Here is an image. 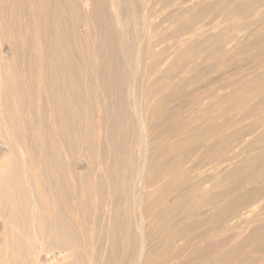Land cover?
Masks as SVG:
<instances>
[{
	"label": "bare ground",
	"instance_id": "1",
	"mask_svg": "<svg viewBox=\"0 0 264 264\" xmlns=\"http://www.w3.org/2000/svg\"><path fill=\"white\" fill-rule=\"evenodd\" d=\"M11 1H15L14 4L12 3L13 6L11 9L14 14H11L17 16L20 13L17 9L21 7L19 5L22 2L24 3V0L22 2L21 0ZM36 1L37 4H33V1H31L34 5H32L34 9V11H32L35 15L36 30L38 31L36 33L37 37H34H36L35 39L38 38V53L41 52L43 55L46 54L45 56L49 58L48 62H50L47 66V72H43L44 66L40 68L44 64L40 62L42 65L39 68L43 71H39L38 74H40V77H38L39 75L33 77V80L36 78V80L39 79V83L41 79L42 82L44 81L45 85L42 87L46 88L47 94H49L47 95V97H49L47 110L50 112L51 118L49 117L50 120H48V122L46 121L47 123H40L41 126L45 124L42 128H37V124L33 123L34 117L32 118V115L35 117L37 116V113L35 112L32 114L33 109L31 107L36 101V98L32 95L36 89L33 93L31 89V98V95L29 96V88L24 85L21 87L19 86L20 84L18 85L16 83L15 78H17V76L15 75H17V73L15 66H13L14 64L11 62L13 53L21 47H19L18 42L21 40V37H23V34L21 35L22 28H18L21 31L18 33V31H16L18 29L15 30L14 28L12 30L14 27H11L12 24H9L8 27H5L4 29L0 27V218L3 220H1L3 222V226H1L3 227L2 232L0 231V264H38V262L41 261L38 252L51 247L59 248L61 252L70 251L72 260L67 264H167L171 261V258H175V254L180 252L178 251L179 246L177 247L179 242L187 244L190 248V246H194L193 244H195V242L199 244V242L204 241L214 233L218 236H223V234H227L232 230L230 228H233V230L236 227L242 229L256 221L263 220L261 218L264 217V69L263 71H260L261 73L255 75L251 79L231 87L229 92H223L224 94L221 93V95L219 93L214 95L209 104L201 110L199 117H197V120H200L201 122L199 124L200 126H193L192 128L189 125V129H192H188L189 131H186L187 128L185 130L182 129L183 132L186 131L187 133L183 134L182 132L183 135L180 136L179 134H176L179 136L176 138L173 129L170 132L171 134L169 133L170 130L162 129L165 128L163 126L160 127L161 130L159 131L156 129L158 127L156 122L161 115L160 110H163L161 109L164 104L163 102H165L163 99L164 93L162 94L159 89L141 88L136 80H133V83L130 84L131 86L127 85V88L124 89V85H126L125 78L128 77V75L123 78L122 76L125 75L121 73L119 78L117 71H120L122 68L117 70V67L122 65L121 59L125 60V54L129 48L125 49V54L123 53L124 57H122L123 54H120L122 53V50H118L120 49V45L116 43V41H118V35L116 36L118 32H114L115 34H113L111 31L112 28L110 29L112 26L109 27V23H111L112 20L110 21L111 18L109 19L108 17H113L115 14L109 10L110 13L113 14L111 15L108 12L111 16H104L108 18V20L102 17V13L104 14L105 11L102 13L100 12L101 15L99 16L96 14L95 11L99 10L97 7L99 4L101 5L104 2L106 6L108 5L105 0H101L102 3H99L98 5V0H95L94 4L97 6H92L90 4L93 3L94 0H67L69 10L72 13V15L69 13L70 17L72 16L71 18H73L74 16L70 27L72 26L71 28L74 30L75 34L70 31V34H72L71 37L73 38L74 34L75 37L79 38L76 36L77 33L80 38H82V40H80L82 42L89 36H93L91 37V40H93L92 38L94 37L96 39V47L92 42L96 51L91 49L88 63L82 62L80 72H78L79 74L76 71L74 72L71 68L74 60L72 57L74 53L69 51L70 49L73 50L72 48L68 49V44L70 45L71 43L67 42L66 44L65 41V32L68 27L64 29L66 26L65 24H59L61 23L59 19V22L57 20V23L55 20V23L54 21H51L53 24L48 22V24H46L45 22L42 28L40 25L41 21L44 19L48 18V21L51 19L53 20V15H56L53 14L55 13L53 9L56 10V13L60 11L59 5L61 0L51 1L55 4V8H51L53 14L51 15L50 13V16L53 17H50L51 19L48 17L49 13L46 14L47 6L45 4H48V0ZM110 1L111 0L108 2ZM125 1L126 0H124V3ZM225 1L226 0L222 2L224 5L220 6L222 12H227L223 14L224 16L227 14L228 16L232 15L233 17H240L242 11H245L244 9L246 7L243 6V8H241V5H244V3H241L245 0H237V3H233L234 5L232 6L228 5L232 4L231 0H227L229 2L226 1L228 4ZM238 1H241V3L239 4ZM218 2L219 0L212 3H216L217 5ZM245 2H247L245 3L247 8L252 7L253 9H257L260 6L263 7L264 5V0H250L249 2L247 0ZM126 3L129 4V1ZM169 3L172 4V2ZM88 4H90L92 8H88ZM17 5L18 8L15 7ZM190 5L191 4H189V7L192 6ZM207 5L208 4L202 5V7H207ZM210 5H208L207 8L210 9ZM106 6L103 7V10H108V6ZM122 6H124V4ZM137 6L138 5H136V7L133 6L132 11L136 10L135 8L138 9ZM168 6L165 7L167 8ZM81 7L86 9L85 11L83 10V13L81 12L82 10H80ZM115 7V9H117L116 4ZM197 7H200L199 9H201V6L197 5ZM188 8L185 9L188 11ZM191 8L193 9V6ZM205 8H202V10ZM220 8L215 9V11H220ZM115 9H113V11H115ZM61 10L65 9L61 8ZM121 10L122 8H120L119 14H121ZM193 10L195 11V9ZM152 11L154 10H151V12ZM175 11L173 10L168 13L170 25L177 23L178 19L176 18L178 14L176 13L178 12L175 13ZM60 12L62 13V11ZM134 12L137 14L139 11ZM149 12L150 10L148 13ZM261 12H264V10ZM261 12V16L258 17V20L262 21L263 24L264 14H261ZM100 13L98 12V14ZM123 13L125 14V12ZM190 13L189 16H191ZM195 14L196 13H194V16ZM200 14L198 13V15L203 17V13ZM182 15H185L184 12H182ZM205 15H207V13H205ZM120 16L121 15H119V17ZM185 16L188 15L186 14ZM194 16L192 15L193 18L196 17ZM216 16L219 15L217 14ZM65 17L61 19L58 16L56 19L60 18L61 21H64ZM214 17L212 16L210 18L214 19ZM15 18L17 19V17ZM114 18L117 20L115 16ZM123 18H125V16ZM164 18L165 17H163V19ZM225 18H227V16ZM67 19L66 22L68 24L70 21H67ZM196 19L197 17L193 22L196 21ZM185 20L188 19H184L183 21L185 22ZM225 20L227 21V19ZM238 20L241 19L238 18ZM238 20H236L237 24L234 23V20V22L231 21L232 24L234 23V26L231 27L232 24L230 23V27L233 29H245V24L242 23L244 19L241 20V22ZM246 20L248 21L247 18ZM250 20L254 23V19L252 20L251 18ZM16 21L19 23L18 20ZM161 21L163 20L161 19ZM181 21L180 23H182ZM155 23L151 27L156 28ZM187 23L188 22H186V24ZM49 24L50 26H48ZM225 24L228 23L226 22ZM15 25L18 26V24ZM123 25L120 24V26ZM227 26H229V24ZM19 27H21L20 23ZM224 27L226 26L223 25V29ZM165 28L167 29V27ZM188 29L190 28H186L187 31ZM233 29H231V31ZM50 30L53 35L49 37L53 36L54 40L51 42L52 46H49L51 48L45 50L44 45L46 39L44 40V37L48 35V32L50 33ZM191 30H189L188 33H190ZM228 30L230 29H227L226 32H228ZM118 31H121V28L120 30L118 29ZM235 31L236 30L232 32ZM218 32L221 31L219 30ZM226 32L224 31L222 35ZM121 33L119 34L122 35ZM186 33L187 32H185V34ZM213 34H215V32ZM113 35L116 36L117 40ZM138 35L137 37L139 38ZM204 35L206 36L205 33ZM224 37L228 36L225 35ZM100 38H102L105 43L103 41L100 43L101 40H99L98 43V39ZM232 38L230 39L232 40ZM148 39L146 40L147 42ZM159 39L161 40L162 37ZM218 39L220 40V38ZM218 39L216 38L217 41H219ZM213 40L215 42V38ZM226 40H228V38ZM234 40L232 41L234 42ZM244 40L247 39H243L242 41L244 42ZM77 41L79 43L78 39ZM155 41L156 40H154V45H156ZM210 42L214 44V42ZM243 42H241V44ZM115 44L118 45V49L115 47ZM147 44L151 46L150 42ZM199 44L202 43L200 42ZM233 44L234 43H232V46L235 45ZM86 45L88 48L89 44L86 43ZM245 45L244 42V46ZM225 46H227V44ZM229 46L227 47L229 48ZM84 47L83 43V46L81 45V49L79 50L83 52L87 51L88 49L86 50ZM193 47L194 46H192V48ZM202 47L200 48L202 49ZM220 48L222 49V47ZM234 48H237V40ZM213 49H215V47ZM151 50L152 48L150 51ZM172 50L168 51L169 53L167 54V60L165 62V64L167 63L171 66H176L179 62H183L187 55H191L187 48L185 51H182L178 57L172 52ZM228 50L227 52H224L228 53ZM131 52L129 51V55L132 54ZM149 53L150 52L148 51V55ZM151 53L155 52L152 50ZM22 55L20 56L22 57ZM223 55L226 57V54L223 53ZM154 57L155 54H151V57L148 60L149 62H145L147 63L146 70L152 73V70H154L157 65L156 61L152 59ZM197 57L198 56L196 55V58ZM84 58L86 57L84 56ZM127 59L128 58H126V60ZM161 59L162 57L159 58L157 62H160ZM199 59H204V57ZM133 60H135L134 57ZM200 61L201 60H199V62ZM63 62L69 63L70 67L64 69ZM208 62L210 63V61ZM218 62L219 61H217V63ZM23 63L24 62H22V64ZM36 64L38 66L37 62ZM84 67L89 71L90 81H96L97 86L95 87H97L100 92L102 91V94H99L100 96L98 95L100 97L99 107L97 105L98 99L95 101L96 98L99 97L94 93V90L90 92V95L91 93H93V95L96 94V98L93 102H97L95 106L97 105L96 108L98 110H95L96 108L94 109L95 114L94 111L91 113L87 106L88 104H90L89 106L91 107L94 105L92 100L95 96L92 97V100L91 97H89L90 99L87 101L88 104H86L85 102L87 99L83 97L84 90L86 89H83L82 94L80 81L82 79ZM134 67L136 68V65H134ZM35 68L36 66H31L32 74L38 72ZM125 68L128 69L127 67ZM122 72L124 71L122 70ZM126 72L127 70L125 73ZM137 72L135 73L138 74ZM147 73L146 75L151 74ZM136 74L135 76H137ZM78 75H80V78ZM160 76L161 75H159V77ZM163 78L164 77H162V79ZM158 79L160 78L157 77V80ZM140 82L142 83V81ZM224 82L225 80L223 83ZM33 83L37 84V81H34ZM180 83L181 85L184 84L183 82ZM127 84L129 83L127 82ZM142 84L144 85V83ZM176 85L175 87L178 86ZM86 86L87 85H85V87ZM36 88L40 89L41 87L36 86ZM111 88H115L116 92L113 91L114 89L111 90ZM41 89L39 93L37 91L38 94L36 97H38V100H41L39 97L40 95L42 97L41 93L45 90L41 91ZM109 89L114 92L112 96L108 95V93L111 94ZM173 89L175 88L173 87ZM107 90L109 91L107 92ZM99 91L97 93H99ZM26 95L30 99H35L33 104L30 103L32 100L29 99L30 102L28 103L30 108L24 107L25 105H28L25 104L27 103L25 101L27 98ZM126 98L132 100L130 102L133 104V106L131 105V108L128 107L129 101ZM37 103L39 104L40 102ZM38 104L35 103L34 105L39 107L41 103L39 106ZM44 106L45 105H43V107ZM34 107L36 108V106ZM43 107H41V109ZM45 110L46 109L43 111ZM43 119L46 118L42 117V120ZM187 122L189 123V121ZM188 123H184L185 125L183 128ZM35 125L37 130L34 128ZM83 126L85 129L84 135L81 134ZM155 126L157 127L155 128ZM186 127H188V125ZM174 129L176 128L174 127ZM173 138L174 140H172ZM140 144H143L142 149L140 148ZM35 145H39L41 152H45V156L42 160L38 159L39 157L35 159L36 155L39 153L36 151ZM137 146H139L138 153L136 151L135 153L132 149H136ZM110 149L113 150L112 154L115 153L113 157L108 156V154L106 155L107 150V153H109V155L111 154L112 150L109 152ZM114 150L116 151L114 152ZM124 150L126 152L129 151L128 155L125 154L127 155L125 158L121 156ZM99 152L102 154L100 155ZM131 152L133 154H131ZM41 154L43 155V153ZM110 168H114L115 172L108 175L106 186H104L105 184L100 181L99 177H97V172L100 169ZM38 172H43L41 180L39 179L40 175L38 177ZM245 184H247V187H249L248 184H251L250 188L244 190L243 188H245ZM240 187H243L241 191H244L238 192ZM136 188H138L139 191H137L139 196H136L138 198L134 197V195L137 194ZM106 194L108 195V199L103 200ZM86 195L90 196L89 203L82 202L81 200L80 202L78 201L79 196L85 197ZM186 211L189 213V218H196V220L190 221L189 227L185 226V219L187 217V215H185ZM101 212L108 214L106 225L99 223ZM73 216L78 218L80 222L78 226H75L68 221V219ZM228 224H231L232 226L230 228H225ZM96 228H98V233L95 234L96 240L87 239V234ZM79 235H81L82 238L79 237ZM91 235L93 236L94 234L91 233ZM245 243L246 242H244V244ZM196 245L197 244H195V246ZM240 248H242L241 245L237 246L236 244L234 247H229L223 250L221 249L220 252H217V254L213 256L212 260L204 261L200 264H229V262H232L235 255L241 251ZM56 262L57 261H53L50 264H57Z\"/></svg>",
	"mask_w": 264,
	"mask_h": 264
},
{
	"label": "rangeland",
	"instance_id": "2",
	"mask_svg": "<svg viewBox=\"0 0 264 264\" xmlns=\"http://www.w3.org/2000/svg\"><path fill=\"white\" fill-rule=\"evenodd\" d=\"M23 0H21V2H22ZM31 1H33V4H37L34 0H24V3L22 2L19 6H21V7H19L18 8V5L17 6H15V7H17L18 9L17 10H19L20 11V13L17 15V16H13V10L11 11V9H12V6H13V4L15 3V1H9V0H0V27H2V29H4L5 27H8V25L9 24H12L11 25V27H13L12 28V30L15 28V30L16 29H21V31L18 29V30H16V31H18V33L19 32H21V35L23 34V37H21V40L18 42V45H19V47L20 48H18L17 49V51H15V53H13V57L11 58L12 59V63L14 64L13 66H15V69H16V73H17V75H15V76H17V78H15V81H16V83L19 85V86H26L27 88H29V91H30V94H29V96L33 93V91H34V94H32L33 95V97L34 98H36V101H35V99L33 98V99H30L27 95H26V97L28 98H26L25 99V101L27 102V103H25V101H24V103L25 104H28L27 106L25 105L24 107H26V108H28L30 105H29V103L28 102H30L29 101V99L30 100H32L30 103L31 104H33L34 103V101H35V103L36 104H38L37 102H40L39 104H40V106H39V104H38V106L39 107H37V105H32L31 107H32V109L34 110H32V114H33V112H35V113H37V116L35 117V116H33L32 115V118L35 120V118H36V120H35V122H34V120H33V123L34 124H37V128H42L43 126H45V124L44 125H42L41 126V124H43L44 122L45 123H47L48 122V120H50L49 119V117L51 118V115H50V112L47 110V106H48V98L49 97H47V95H49V94H47V91H46V88H44V87H42V86H44L45 84H44V81L42 82V79H41V81H40V83L38 82V80H33V77H37V75H39L38 77H40V74H38L39 73V71H41L40 70V68H42L43 66L45 67H43V72H47V66H48V64L50 63V62H48V57L47 56H45V55H43L41 52H39L38 53V45H39V43H38V38L37 39H35L37 36H36V33L38 32L36 29H37V27H36V24H35V18H34V9H33V4H32V2ZM38 1H40V0H38ZM52 0H48V4H45L47 7H46V10H47V12H46V14H48L49 16V19H51V18H53V17H51L50 16V13H51V15H53V14H56V15H53L54 16V18H53V20L51 19V20H49L48 21V18L47 19H44V20H42L41 21V28L44 26V24H45V22H46V24H48V23H50V24H53V23H51V21H56V23H57V20L59 19L60 20V22L61 23H59V24H65V28L64 29H66L67 27V29H66V32H65V41H66V44H67V42L68 43H71L70 45L68 44V49H70V48H72L73 50H69L71 53H74L73 54V64L71 65V68L74 70V72L76 71L77 73L78 72H80V66L82 65V62L84 63V62H86V63H88V60H89V58L88 57H90V54H91V49H94L95 47H96V39H95V37L94 38H92L93 40H91V37H93V36H89L88 38H84L85 39V41H80V40H82V38H80V36H79V34H77L76 33V36H78L79 38H77V37H75V32H74V30H72V26L70 27V25H71V23L73 22V18H74V16H73V18H71L70 17V14L72 15V13L70 12V10H69V5H68V1L67 0H61L60 1V8H59V10L60 11H62V13L60 12H58V13H56V10L55 9H53V8H55V4H54V2H51ZM55 1V0H54ZM66 1V2H65ZM107 3H108V7L104 4V2H103V4H99V3H102L101 2V0L99 1L98 0V2H97V5L96 4H94L95 3V0H94V2L93 3H90L92 6L93 5H96L97 7H98V11H95L96 12V14L99 16V15H101V13L102 12H104V14L102 13V17L104 18V19H106V20H108V18L110 19V21L112 20V22L111 23H109V27L110 26H112V27H110V29H111V31H112V33L113 34H115L114 32H118V34H116V36L118 35V41H116V43H118V45H120L119 46V48L120 49H118V45H116L115 44V47L119 50V51H121L122 50V53H120V54H125V49H128L129 48V50H127L126 51V57H125V60H123V59H121V63H122V65H123V67H122V65H120L119 67H117V70L118 69H121L120 71H117V75H119V78H120V76H121V73L123 74V75H125V76H122L123 78H125L127 75H128V77H126V78H128V79H126L125 78V84L126 85H124V89H126L127 88V85H129V86H131L130 84L131 83H133V80H136L137 82H138V84H139V86H141V88L142 87H144V88H147V89H150V88H153V89H159V91H161L162 92V94H163V99H164V101L166 102H163L164 104L162 105V107H161V109H163V110H160V114L162 115H160L159 116V118L157 119V122H156V124L158 125V127L157 126H155V128L159 131V130H161V128L160 127H165V128H162V129H167V130H170L169 131V133L171 132V130L173 129L174 130V135H175V137L177 138V137H179L180 135H183V134H186L187 132L186 131H189V130H191L192 128H193V126L195 127H197V126H200L199 124L201 123L200 122V120H197V117H199V115H200V113H201V110L203 109V108H205L208 104H209V102L212 100V98L214 97V95H217L218 93L221 95V93H227V92H229L230 90H231V87H233V86H236V85H238L239 83H243V82H245V81H247V80H249V79H251L252 77H254L255 75H257V74H259V73H261L260 71L262 70L263 71V69H264V26H263V24H262V21H259L258 20V17H260L261 15H260V12L261 11H263L264 10V5H263V7L262 6H260L259 8H257V9H253L252 7H250V8H247V6H245L246 4L245 3H247V2H245V1H247V0H243L244 2H242L241 3V1H238V3L240 4H243L244 3V5H241V8H243V6L244 7H246L244 10L245 11H242V15H245V16H242V15H240V17L239 16H235V17H233L232 15H223V14H225V13H227L226 11H225V13L224 12H222V10H221V8H220V6L221 5H224L222 2L224 1H221V0H219V2L217 3V5H216V3L215 4H213L214 3V1H218V0H213V1H211V0H208V2H207V0H199V2H198V0H179V2H178V0H132V3H131V0H126L125 1V3H124V0H111L110 2H108L109 0H105ZM118 1V2H117ZM129 1V4H127L126 2H128ZM154 1H156V2H154ZM166 1V2H165ZM175 1V2H174ZM176 1H177V3H176ZM211 1V2H210ZM227 1V0H226ZM225 1V2H226ZM230 1V0H229ZM229 1H227V2H229ZM237 0H231V2H232V4H228L227 2V4L228 5H234L235 4V2H236ZM250 0H248V2H249ZM35 2V3H34ZM59 2V1H58ZM62 2V3H61ZM111 2H112V4H111ZM120 2V3H119ZM134 2H136V3H134ZM169 2H172V4L171 3H169ZM198 2V3H197ZM205 2V3H204ZM209 2H210V4H209ZM224 2V3H225ZM230 2V3H231ZM13 3V4H12ZM66 3H67V5H66ZM122 3V4H121ZM166 3V4H165ZM191 4L192 6H193V9H195V11L191 8V7H189V4ZM192 3H194L195 4V6H196V8H195V6H194V4H192ZM220 3V4H219ZM226 3H225V5H226ZM234 3V4H233ZM237 3V2H236ZM5 4V5H4ZM63 4V5H62ZM90 4H88L87 6H89L88 8H92V6L90 5ZM115 4L117 5V9H115L116 7H115ZM119 4H120V6H119ZM124 4V6H122ZM138 5L137 7H138V9L137 8H135L136 7V5ZM152 4V5H151ZM154 4V5H153ZM165 4V5H164ZM178 4V5H177ZM198 6H201V9H199L200 7H197V5ZM206 4H208V5H210L209 7H210V9L209 8H207L208 7V5H207V7L205 8V7H202V5H206ZM259 4V3H258ZM8 5H10V6H8ZM33 5V6H32ZM104 5V6H103ZM111 5H112V8L113 9H115V11H113V9L111 8ZM127 5V6H126ZM130 5H132V6H129ZM169 5V6H168ZM175 5V6H174ZM213 5H215V6H213ZM64 6H68L67 8L66 7H63ZM95 6V7H96ZM107 7L108 8V10H103V7ZM110 6V7H109ZM122 6V7H121ZM128 7V8H126V7ZM133 6H135L134 8L136 9V10H133L132 11V9H133ZM162 6H164V7H162ZM165 6H168L167 8L165 7ZM178 8H177V7ZM185 6H187V7H185ZM97 7H96V9H97ZM150 7H152V8H150ZM189 7V8H188ZM214 9H213V8ZM51 8L53 9V11L55 12V13H53L52 14V10H51ZM61 8L62 9H65V10H61ZM100 8H102V9H100ZM106 8V9H107ZM109 8H111V9H109ZM120 8H122V10H121V14H119L120 13ZM123 8H124V10H123ZM174 8V9H173ZM177 8V9H176ZM188 8L189 10L188 11H190V12H192V13H190V12H188L186 9ZM191 8V9H190ZM202 8H205V9H203L202 10ZM212 8V9H211ZM220 8V11H218V10H216V11H218V12H216L215 11V9H219ZM3 9V10H2ZM21 9V10H20ZM25 9V10H24ZM127 9V10H126ZM142 9V10H141ZM158 10V12H157V10ZM171 9H173L174 11H175V13L176 12H178V13H176V14H178L177 15V18L176 19H178L177 20V23L176 24H173V25H170L169 23V21H170V19L168 18V13H170L171 11H173V10H171ZM181 11H180V10ZM199 9V10H198ZM33 10V11H32ZM68 10V11H67ZM80 10H82L81 12L83 13L86 9H84L83 7H81L80 8ZM84 10V11H83ZM102 10V11H101ZM111 12H113L115 15H113V17L111 16L113 13H110V11ZM131 10V11H130ZM150 10V12L148 13V11ZM151 10H154V11H152L151 12ZM169 10V11H168ZM171 10V11H170ZM186 12H185V11ZM204 11V12H202V11ZM206 10H208V11H206ZM210 10V11H209ZM213 10V11H212ZM248 12H251V10H252V12L251 13H248ZM18 11V12H19ZM134 11H139V12H137V14H136V12H134ZM256 11V12H255ZM10 12V13H9ZM17 12V11H16ZM67 12V13H66ZM80 12V13H81ZM98 12L100 13V14H98ZM111 14V15H109V13ZM123 12H125V14L123 13ZM134 12V13H133ZM181 12V13H180ZM182 12H184V14L186 15H188V16H185V15H182ZM211 12H213V13H211ZM243 12H244V14H243ZM247 12V13H246ZM11 13H13V14H11ZM65 13V14H64ZM70 13V14H69ZM106 13V14H105ZM151 13V14H150ZM153 13V14H152ZM180 13V14H179ZM189 13L191 14V16H189ZM194 13H196L195 14V16L197 17V19H196V21H194L193 22V20L196 18L195 16H194ZM198 13L200 14V13H203L202 15H203V17H201L200 15H198ZM205 13H207V15H205ZM210 13V14H209ZM221 13H222V15H221ZM17 14V13H16ZM22 14V15H21ZM59 14V15H58ZM61 14V15H60ZM62 14H64V15H62ZM108 14V15H107ZM150 14V15H149ZM157 14V15H156ZM213 14V15H212ZM219 15V16H216V15ZM261 14H264V12H261ZM61 18V19H63V17H65L64 18V21L62 20L61 21V19L60 18H57L56 19V17H58V16ZM96 15V16H97ZM106 15V17L107 16H111V17H108V18H106V17H104ZM119 15H121L120 17H119ZM125 16V18H123L124 16ZM152 15V16H151ZM192 15L195 17V18H193L192 17ZM214 15H215V17H214ZM248 15V16H247ZM250 15V16H249ZM11 16V17H10ZM62 16V17H61ZM97 16V17H98ZM114 16L116 17V19L117 20H115V18H114ZM136 16V17H135ZM214 17V19L212 18H210V17ZM223 16V17H222ZM227 16V18H225ZM230 16H232V17H230ZM247 16V17H246ZM4 17V18H3ZM15 17H17V19L15 18ZM51 17V18H50ZM70 17V18H69ZM93 17V16H92ZM154 17V18H153ZM163 17H165L164 19H163ZM188 19V20H185V22L183 21L184 19ZM186 17H189V18H186ZM199 17H201V18H199ZM207 17V18H206ZM222 17V18H221ZM228 17H229V20H228ZM242 17V18H241ZM248 19V21L246 20V18ZM11 18V19H10ZM23 20H21V19ZM67 18H69V19H67ZM168 18V20L166 21V19ZM191 18V19H190ZM202 18H203V20H202ZM204 18H205V20H204ZM209 18V19H208ZM217 18V19H216ZM220 18V19H219ZM227 19V21L225 20V19ZM238 18L239 19H241V20H243L244 19V21H242V23H244L245 24V26H244V28L246 29H233V28H231V27H233L234 26V23H236L237 24V21L236 20H238ZM252 18V20L254 19V23H252L251 22V19ZM66 19H67V21H70L68 24H67V22H66ZM71 19V20H70ZM121 19V20H120ZM150 19V20H149ZM151 19H153V20H151ZM161 19L165 22H163V21H161ZM224 19V20H223ZM232 19V20H231ZM16 20H18L19 21V23H20V26L21 27H19V23L16 21ZM22 21V24H21V21ZM25 20V21H24ZM59 20H58V22H59ZM96 20V19H95ZM155 20H158V21H155ZM182 20V21H181ZM190 20H192V21H190ZM214 20H216V21H214ZM235 22H234V21ZM241 20H238V21H240L241 22ZM250 20V21H249ZM257 20V21H256ZM55 21H54V23H55ZM117 21H119V22H117ZM123 23H122V22ZM180 21L182 22V23H180ZM198 21V22H197ZM204 21V22H203ZM213 21V22H212ZM220 21H221V23H220ZM226 23H228L229 24V26H227L228 24H225L224 22ZM234 22L233 24H232V22ZM246 21H247V23H246ZM256 21V22H255ZM14 22H15V24H18V26H16L15 24H14ZM44 22V23H43ZM48 22V23H47ZM63 22V23H62ZM109 22V21H108ZM155 22H157V23H155ZM162 22V23H161ZM186 22H188L187 24H186ZM189 22H191V23H189ZM196 22V23H195ZM212 22V23H211ZM2 23H4V24H2ZM112 23H113V25H112ZM117 23H118V27H117ZM154 23L156 24V28L155 29H157V30H155L153 27H151V26H153L154 25ZM168 23V24H167ZM195 23V24H194ZM232 25H231V24ZM251 23V24H250ZM50 24L48 25V26H50ZM67 24V25H66ZM120 24L121 25H123V26H120ZM191 24H192V26H191ZM193 24H194V26H193ZM202 26H201V25ZM219 24V25H218ZM235 24V25H236ZM260 24H262V25H260ZM35 25V26H34ZM69 25V26H68ZM146 25V26H145ZM150 25V26H149ZM178 25V26H177ZM223 25L224 26H226V27H224V29H223ZM230 25H231V27H230ZM23 26V27H22ZM52 26V25H51ZM173 26V27H172ZM219 26H221V27H219ZM140 27V28H139ZM147 27V28H146ZM165 27H167V29L165 28ZM204 27V28H203ZM206 27V28H205ZM209 27V28H208ZM227 27H229V28H227ZM113 28H114V30H113ZM120 28H121V31H118V29L120 30ZM124 28V29H123ZM153 28V29H152ZM174 28V29H173ZM186 28H190V29H188V31L186 30ZM193 28H195V29H193ZM210 28H211V30H210ZM221 28H222V30H221ZM122 29H123V31L125 32H123L122 31ZM138 29V30H137ZM166 29V30H165ZM173 29V30H172ZM192 29V30H191ZM203 29H204V31H203ZM209 29V30H208ZM217 29H219L221 32H218L219 30H217ZM227 29H230V30H228V32L230 33H228V32H226L227 31ZM231 29H233L232 31H234V30H236L235 32H237V33H235V32H232L231 31ZM28 30V31H27ZM69 30V31H68ZM128 30V31H127ZM170 30V31H169ZM189 30H191L190 31V33H188L189 32ZM194 30V31H193ZM206 30V31H205ZM213 30V31H212ZM226 32V33H224L223 35H222V33L224 32V31ZM239 30V31H238ZM70 31H72L74 34H73V38L71 37V35L72 34H70L71 32ZM110 31V32H111ZM161 31V32H160ZM209 31H211V32H209ZM223 31V32H222ZM241 31V32H240ZM245 31H246V33H245ZM248 31H249V33H248ZM260 31V32H259ZM262 31V32H261ZM67 32H69V33H67ZM122 32V33H121ZM167 32V33H166ZM173 32V33H172ZM185 32H187L186 34H185ZM215 32V34H213ZM232 32V33H231ZM240 32V33H239ZM243 32V33H242ZM119 33H121L122 35H120ZM171 33V34H170ZM204 33L206 34V36L204 35ZM214 35H212V34ZM217 33V34H216ZM219 33V34H218ZM228 33V34H227ZM245 33V34H244ZM260 33V34H259ZM263 33V34H262ZM67 34V35H66ZM139 34V35H138ZM154 34H156V35H154ZM169 34V35H168ZM172 34H173V36H172ZM180 34V35H179ZM221 34V35H220ZM237 36H236V35ZM239 34V35H238ZM242 34V35H241ZM51 35H53V33L51 32V30H50V33L48 32V35L47 36H45L44 37V40H45V45H44V48H45V50L47 49V48H51V47H49V46H52L51 45V42H52V40H54V37L52 38V37H49V36H51ZM70 35V36H69ZM137 35L139 36V38L137 37ZM153 35V36H152ZM182 35V36H181ZM209 35V36H208ZM217 37H216V36ZM228 36V37H224V36ZM233 35H234V37H233ZM247 35V36H246ZM34 36H36V37H34ZM68 36H69V38H68ZM114 36V38L117 40V38H116V36L115 35H113ZM120 36H122V37H120ZM152 36V37H151ZM155 36V37H154ZM167 36V37H166ZM175 36V37H174ZM194 38H193V37ZM203 36H205V37H203ZM224 38H223V37ZM231 36V37H230ZM235 36H236V39H235ZM239 36V37H238ZM246 38H245V37ZM71 37V38H70ZM150 37V38H149ZM158 37V38H157ZM162 37V39L160 40L159 38H161ZM166 37V38H165ZM179 37V38H178ZM182 37V38H181ZM213 37V38H212ZM235 39H233V38ZM23 38V39H22ZM69 40H68V39ZM79 40V43H78V41H77V39ZM120 38H121V40H120ZM149 38V39H148ZM165 38V39H164ZM191 38V39H190ZM215 38V42H216V44H215V42H214V39ZM216 38L218 39V38H220V40L219 41H217L216 40ZM221 38H222V41H221ZM228 38V40L230 39V38H232V40H234V42L230 39L229 40V43H228V40H226ZM238 38H239V40H238ZM35 39V40H34ZM73 39V40H72ZM95 39V40H94ZM122 39H123V41H122ZM125 39V40H124ZM132 39V40H131ZM148 39V42L146 41ZM152 39V40H151ZM160 41H159V40ZM185 39H188V40H185ZM200 39V40H199ZM241 39V40H240ZM243 39H247V40H244V42H245V46H244V42L242 41ZM249 39V40H248ZM72 40V41H71ZM99 40H101V42L100 43H102V38H100V39H98V43H99ZM154 40H156L155 41V43H156V45H154ZM178 40H179V42H178ZM226 42H225V41ZM236 40H237V48H234L235 46H236ZM257 40V41H256ZM88 41V42H87ZM192 41H193V43H192ZM207 41V42H206ZM210 41H212V42H214V44H212ZM260 41H261V43H260ZM73 42V43H72ZM92 42H93V45L95 46H93L92 45ZM104 43H105V41H103ZM120 42V43H119ZM136 42V43H135ZM150 42V45L152 46H149L147 43H149ZM153 43V45L156 47H154L153 45H152V43ZM172 42V43H171ZM202 43V44H199V43ZM205 44H204V43ZM225 42V43H224ZM239 42H240V44H239ZM241 42H243L242 44H241ZM33 43H34V45H33ZM49 43V44H48ZM83 43H84V49H88L87 51H85V52H83V51H81V50H79V49H81L80 47H81V45L83 46ZM86 43L87 44H89L88 45V48H87V45H86ZM124 43V44H123ZM142 43V44H141ZM177 43V44H176ZM208 43V44H207ZM211 43V44H210ZM231 43V44H230ZM232 43H234L233 45L234 46H232ZM53 44V43H52ZM81 44V45H80ZM90 44H91V46L93 47H91L90 46ZM123 44V45H122ZM129 44H130V46H129ZM168 44V45H167ZM192 44V45H191ZM227 44V46H229V48L227 47V46H225ZM229 44V45H228ZM47 45V46H46ZM137 45V46H136ZM140 45V46H139ZM143 45H145V46H143ZM146 45H148V46H146ZM199 45V46H198ZM205 45H206V47H205ZM208 45V46H207ZM212 45V46H211ZM217 45V46H216ZM257 45V46H256ZM27 48H25V47ZM77 46V47H76ZM80 46V47H79ZM185 46V47H184ZM192 46H194L193 48H192ZM198 48H197V47ZM203 46V47H202ZM222 47V49L220 48V47ZM89 47H91V48H89ZM125 47H127V48H125ZM148 47V48H147ZM150 47V48H149ZM154 47V48H153ZM200 47H202V49L200 48ZM210 47V48H209ZM215 47V49H213ZM219 47V48H218ZM230 47H231V49H230ZM233 47V48H232ZM239 47V48H238ZM24 48V49H23ZM76 48V49H75ZM123 48V49H122ZM152 48V50H153V52H155V53H151V51H150V49ZM159 48V49H158ZM186 48L188 49V51L190 52V54L191 55H187L185 58H184V61L183 62H179V64H177L176 66H171V65H169V64H165V62H166V60H167V54L169 53L168 51H171L172 49V52L173 53H175L176 54V56L178 57V55L182 52V51H185L186 50ZM206 48V49H205ZM230 50H228V49ZM263 48V49H262ZM90 49V50H89ZM148 49V50H147ZM184 49V50H183ZM195 49V50H194ZM197 49V50H196ZM200 49V50H199ZM206 51H205V50ZM208 49V50H207ZM219 49V50H218ZM221 49V50H220ZM235 49V50H234ZM237 49V50H236ZM76 50H78V51H76ZM95 51H96V49H94ZM142 50V51H141ZM211 50V51H210ZM214 50V51H213ZM227 50H228V53H225V52H227ZM24 51V52H23ZM90 51V52H89ZM129 51L132 53H130L131 55H129ZM147 51V52H146ZM148 51L151 53V54H155V57L154 58H152V59H154V61H156V63H157V65H156V68H154V70H152L153 71V73L152 72H149L148 70H146L147 68H146V64L147 63H145L146 61H148L149 59H150V57H151V54L149 53V55H148ZM199 51V52H198ZM209 51H210V53H212V54H210L209 53ZM217 51V52H216ZM220 51H222V52H220ZM225 51V52H224ZM232 51V52H231ZM23 52V53H22ZM26 52V53H25ZM28 52V53H27ZM139 52V53H138ZM142 52H143V54H142ZM195 52H196V54H195ZM203 52V53H202ZM219 52V53H218ZM242 52V53H241ZM83 53H85V54H82ZM146 53H147V55H146ZM192 53H194V54H192ZM206 53V54H205ZM221 53V54H220ZM223 53L224 54H226V57H225V55H223ZM22 54H24V55H22ZM124 54L122 55V57H124ZM129 55V57H128V55ZM174 54V55H175ZM202 55V54H204V55H202V56H200V55ZM20 55H22V57L20 56ZM30 55V56H29ZM34 55V56H33ZM37 55V56H36ZM42 55V56H41ZM138 55V56H137ZM196 55L198 56L197 58H196ZM209 55V56H208ZM218 55V56H217ZM256 55H258V56H256ZM84 56L86 57V58H84ZM145 56V57H144ZM172 56H173V54H172ZM221 56H222V58H221ZM237 56V57H236ZM24 57V58H23ZM39 57V58H38ZM42 57H44V58H46V59H44V58H42ZM74 57H76V58H74ZM133 57H134V59L135 60H133ZM162 57V59L160 60V62H157L158 61V59L159 58H161ZM174 57V56H173ZM195 57V58H194ZM204 57V59H199V58H203ZM206 57H207V60H206ZM209 57V58H208ZM21 58H23V59H21ZM84 58V59H83ZM126 58H128L127 60H126ZM212 58V59H211ZM219 58V59H218ZM235 58V59H234ZM16 59V60H15ZM20 61H19V60ZM25 59V60H24ZM44 59V60H43ZM78 59V60H77ZM145 59V60H144ZM188 59H189V61H188ZM195 59V60H194ZM223 59H225V60H223ZM261 59V60H260ZM23 60V61H22ZM37 60V61H36ZM41 60V61H40ZM192 60V61H191ZM199 60H201L200 62H199ZM28 62V63H26V62ZM30 61V62H29ZM32 61V62H31ZM43 61V62H42ZM50 61V60H49ZM127 61V62H126ZM138 61V62H137ZM204 61H206V62H204ZM208 61H210V63L208 62ZM217 61H219L218 63H217ZM226 61V62H225ZM22 62H24V63H26V64H22ZM36 62L38 63V66H37V64H36ZM43 64H41V63ZM47 62V63H46ZM123 62H124V64H123ZM133 62V63H132ZM143 62V63H142ZM149 62V61H148ZM185 62V63H184ZM188 62H189V64H188ZM198 62V63H197ZM202 62V63H201ZM212 62V63H211ZM32 65H31V64ZM78 63H79V65H78ZM194 63V64H193ZM197 63V64H196ZM208 63H209V65H208ZM29 64V65H28ZM207 64V65H206ZM218 64V65H217ZM42 65V66H41ZM84 65V64H83ZM87 65V64H86ZM127 65V66H126ZM133 65V66H132ZM134 65H136V68L134 67ZM260 65H261V69H260ZM31 66H36V71H38L37 73H35V74H32V72H31ZM41 66V67H40ZM85 66V65H84ZM127 67L128 69H130V70H128V69H126L125 67ZM132 66V67H131ZM202 66V67H201ZM29 67V68H28ZM40 67V68H39ZM68 67H70V65H69V63H64L63 62V68L64 69H67ZM167 67V68H166ZM183 67V68H182ZM215 67H216V69H215ZM223 68V70H222V68ZM225 67V68H224ZM20 68V69H19ZM39 68V69H38ZM134 68V69H133ZM200 68V69H199ZM212 68V69H211ZM214 68V69H213ZM38 69V70H37ZM46 69V70H45ZM138 69V70H137ZM158 69H160V70H158ZM166 69V70H165ZM171 69V70H170ZM184 69V70H183ZM245 69V70H244ZM247 69H249V70H247ZM18 70V71H17ZM29 72H28V71ZM88 69H85V67H84V72H83V74H82V79H81V87H82V94H83V89H86V90H84V94H83V97L85 98V99H87L86 100V104H88L87 103V101H88V99H90L89 97H91V100H92V97L93 96H95L96 94H97V97H99L100 95L99 94H102V91L100 92L99 91V89H97V87H95V86H97V83H96V81H94V80H91V81H93V82H91L90 81V77H89V71H87ZM122 70L124 71V72H122ZM127 70V72L125 73V71ZM137 72V71H139V72H137L138 74H136L135 72ZM164 70V71H163ZM179 70V71H178ZM235 70H237V71H235ZM253 70V71H252ZM144 71H146V72H144ZM162 71V72H161ZM174 71V72H173ZM27 72V73H26ZM120 72V73H119ZM144 72V73H143ZM148 72V73H147ZM161 72V73H160ZM177 72V73H176ZM179 72V73H178ZM184 72V73H183ZM197 72V73H196ZM223 72V73H222ZM91 73V72H90ZM128 73V74H127ZM140 73V74H139ZM144 75H143V74ZM146 73L147 74H149V73H151V74H149V75H146ZM160 73V74H159ZM187 73V74H186ZM21 74V75H20ZM79 74V73H78ZM85 74V75H84ZM133 74V75H132ZM135 74L137 75V76H135ZM142 74V75H141ZM175 74V75H174ZM224 74V75H223ZM28 75V76H27ZM34 75V76H33ZM36 75V76H35ZM132 75V76H131ZM151 75V76H150ZM159 75H161L160 77H159ZM163 75V76H162ZM242 76V77H240V76ZM244 75V76H243ZM245 75H247V76H245ZM20 76V77H19ZM26 78H25V77ZM31 76V77H30ZM86 76V77H85ZM133 76H134V78H133ZM224 76V77H223ZM230 77V79H229V77ZM251 76V77H250ZM78 77L80 78V75H78ZM121 77V78H122ZM144 77V78H143ZM157 77L158 78H160V79H158L157 80ZM162 77H164L163 79H162ZM187 77V78H186ZM217 79H216V78ZM219 77V78H218ZM228 77V78H227ZM240 77V78H239ZM249 77V78H248ZM86 78V79H85ZM175 78V79H174ZM223 78V79H222ZM242 78V79H241ZM88 79V80H87ZM140 80V81H142V83H144V85H146V86H144L140 81H138V80ZM215 79H216V81H215ZM245 79V80H244ZM26 80V81H25ZM33 80V81H32ZM86 80V81H85ZM225 80V82L223 83V81ZM34 81H37V84L35 85L33 82ZM85 81V82H84ZM174 81V82H173ZM179 81V82H178ZM206 81V82H205ZM230 81V82H229ZM19 82V83H18ZM90 82V83H89ZM96 84H95V83ZM127 82L129 83V84H127ZM180 82H183L182 84L183 85H181V83ZM208 82V83H207ZM94 83V84H93ZM175 83V84H174ZM228 83V84H227ZM229 83H233L232 85L231 84H229ZM234 83H236V84H234ZM178 86H177V85ZM217 84V85H216ZM221 84H222V86H221ZM226 84V85H225ZM41 85V86H40ZM85 85H87L86 87H85ZM90 85V86H89ZM175 85L178 87H175ZM179 85H180V87H179ZM218 87H216V86ZM219 85V86H218ZM229 85H231V86H229ZM29 86V87H28ZM36 86L37 87H41L40 89H41V91L42 90H44L41 94H42V97H41V95H40V97H39V99H41V100H38L37 98L38 97H36V95L40 92V89L39 88H36ZM89 86V87H88ZM128 86V87H129ZM203 86V87H202ZM31 87V88H30ZM88 87V88H87ZM93 87V88H92ZM173 87L175 88V89H173ZM216 87V88H215ZM229 87V88H228ZM143 88V89H144ZM177 88V89H176ZM181 90H180V89ZM31 89H32V93H31ZM114 89V90H113ZM111 88V90H113L114 92H116V89L115 88ZM119 89H120V87H119ZM146 89V90H147ZM190 89V90H189ZM220 91H219V90ZM88 90V91H87ZM90 90V91H89ZM94 90V93H96V94H94L93 95V93H91V95H90V92H92ZM110 90V89H109ZM109 90H107V92L109 91ZM109 91V92H111V94L110 93H108V95H110V96H112L113 95V93L114 92H112V91ZM128 90V89H127ZM145 90V89H144ZM179 90V91H178ZM37 91H38V93H37ZM99 91V93H97ZM120 91V90H119ZM148 91V90H147ZM44 93V94H43ZM87 93H88V97H87ZM203 93V94H202ZM223 93V94H224ZM169 94V95H168ZM190 94V95H189ZM211 94V95H210ZM25 95V94H24ZM32 95L30 96L31 98H32ZM90 95V96H89ZM99 95V96H98ZM210 95V96H209ZM22 97H23V95H22ZM95 98H96V96L93 98V100H92V102L95 100ZM204 98V99H203ZM208 98V99H207ZM97 99H98V107H99V99H100V97L99 98H96V100L95 101H97ZM127 99V98H126ZM203 99V100H202ZM206 99V100H205ZM38 100V101H37ZM42 100H43V102H42ZM46 100V101H45ZM129 102V108H131L132 106H133V104H131L130 102L132 101L131 99H127ZM201 100V101H200ZM208 100V101H207ZM47 102V103H46ZM192 102V103H191ZM97 102H93V108L91 107V106H89L90 104H88L87 106H88V108L90 109V111H91V113H93V111H94V109L97 107V105L95 106V104H96ZM127 103V102H126ZM188 104V105H187ZM43 105H45L44 107H43ZM128 105V104H127ZM132 105V106H131ZM202 105V106H201ZM34 106H36V108L34 107ZM41 107H43L42 109H41ZM164 107V108H163ZM200 107V108H199ZM30 108V107H29ZM191 108V109H190ZM194 108H196V109H194ZM198 108V109H197ZM38 109V110H37ZM40 109V110H39ZM44 109H46L45 111H43ZM182 109H183V112H182ZM29 110V109H28ZM95 110H98L97 108L95 109ZM194 110V111H193ZM38 111V112H37ZM40 111V112H39ZM42 111V112H41ZM186 111V112H185ZM196 111V112H195ZM97 112V111H96ZM34 113V114H35ZM39 113V114H38ZM42 113V114H41ZM163 113V114H162ZM168 113V114H167ZM183 113H184V115H183ZM194 113V114H193ZM40 114H41V116H40ZM94 114H95V111H94ZM165 114H167V115H165ZM188 114V115H187ZM36 115V114H35ZM42 115H44V116H42ZM172 116V117H171ZM42 117L43 118H46V119H43L42 120ZM171 117V118H170ZM187 117V118H186ZM190 117V118H189ZM163 120H162V119ZM174 118V119H173ZM189 121V123L186 121ZM194 121H193V120ZM162 120V121H161ZM185 120V121H184ZM47 121V122H46ZM184 121V122H183ZM191 121V122H190ZM196 121V122H195ZM41 123V124H40ZM180 123V124H179ZM186 123H188L187 125H188V127H184L183 128V126L185 125ZM191 123V124H190ZM196 125H195V124ZM161 124V125H160ZM47 125V124H46ZM168 125V126H167ZM173 125V126H172ZM176 125V126H175ZM189 125H190V127H192V128H190L189 129ZM49 126H50V124H49ZM85 126V125H84ZM84 126H83V129H82V131H81V134L82 135H84L85 134V129H84ZM178 126V127H177ZM174 127L176 128V129H174ZM34 128H36V125L34 126ZM37 128H36V130H37ZM187 128V129H186ZM155 129V130H156ZM182 129L183 130H185L186 129V131H182ZM189 129V130H188ZM181 130V131H180ZM181 132V133H179V132ZM182 132H183V134H182ZM171 134V133H170ZM179 134V136H177V135ZM174 137V136H173ZM174 137V138H175ZM174 138L172 139V140H174ZM175 138V139H176ZM141 142H143V141H141ZM36 147V151L37 152H39L38 153V155H36V157H35V159L36 158H38V159H43L44 158V153L45 152H41V148H40V146L39 145H35ZM140 148L142 149V146H143V144L141 145L140 144ZM138 147L139 146H137L136 147V149L134 148V150L132 149V151L133 152H137L138 153ZM112 149H110L109 150V152L111 151ZM108 151V150H107ZM107 151H106V155L108 154V156H112L113 157V155L115 154H112L113 153V150L111 151V154L109 155V153H107ZM116 150H114V152H115ZM135 152V153H136ZM41 153H43V155L41 154ZM128 153H129V151L128 152H126L125 150H124V152L121 154V156L122 157H127V155H128ZM37 154V153H36ZM99 154L101 155L102 153L101 152H99ZM105 154V153H104ZM103 154V155H104ZM125 154H127V155H125ZM131 154H133L132 152H131ZM106 155H104V156H106ZM107 156V157H108ZM231 165H233V164H231ZM141 170H142V167H141ZM115 172V169L114 168H110V169H100L98 172H97V177H99V179H100V181L102 182V183H104L105 185L104 186H106V181H107V177H108V175L109 174H112V173H114ZM43 174V172L41 173V172H38V177H39V175H40V177H39V179L41 180V175ZM96 177V176H95ZM94 177V178H95ZM264 182V181H263ZM43 185V184H42ZM249 185V187H247V184H245L244 185V187L245 188H243V187H240V190H238V192H242V191H244L246 188H250V185L251 184H248ZM44 186V185H43ZM43 188V187H42ZM45 188V187H44ZM244 189V190H242L241 191V189ZM247 190V189H246ZM137 191H138V188H136V193H137ZM139 192V191H138ZM135 193V194H136ZM139 193H137L136 195H134V197H136V196H139L138 195ZM136 198H138V197H136ZM89 199H90V196H88V195H86L85 197L84 196H79L78 197V201L80 202V200L82 201V202H86V203H89ZM108 199V195L106 194L105 195V197L103 198V200H107ZM107 207V206H106ZM106 210V209H105ZM188 211H186V213H185V215H187V217H186V219H185V226L186 227H189V223H190V221H192V220H196V218L195 217H191V218H189V216H188ZM263 217V216H262ZM261 219H263V220H260V221H256L255 223H252V224H250L249 226H247V227H243L242 229H240L239 227H236L234 230H233V228H230L232 225L231 224H228V225H226L225 226V228H230V229H232V230H230V232H228L227 234L225 233V234H223V236L222 235H220V236H218V235H216L215 233L214 234H212V235H210L209 237H207L204 241H201V242H199V244L198 243H196L195 242V244H197L196 246H195V244H193L194 246H190V248L188 247V245L187 244H185V243H182V242H179L178 243V245H177V247H178V251H180L178 254H175L174 256H175V258H171V261H173V262H169V263H167V264H200V263H202V262H204V261H209V260H212V258H213V256H215L216 254H217V252H220V250L222 249H227V248H229V247H234V246H236V244H237V246H239V245H241V247L242 248H240V250L241 251H239L236 255H235V257L233 258V260H232V262L230 263L229 262V264H264V217L263 218H261ZM2 219L0 218V227L1 226H3V220L1 221ZM107 220H108V214L107 213H102L101 212V214H100V221H99V223H102V224H105L106 225V223H107ZM68 221H70L71 223H73L75 226H78L79 224H80V222H79V220H78V218H76L75 216H73V217H70L69 219H68ZM195 222H197V221H195ZM2 223V224H1ZM2 228L3 227H1L0 228V231L2 232ZM203 228V227H202ZM237 229V230H236ZM257 230V231H256ZM1 232H0V234H1ZM92 234H94L93 236L91 235V233ZM88 234H87V239H89V240H96V236H95V234L96 233H98V228H96V229H94V230H91ZM254 232V233H253ZM190 234H192V233H190ZM244 235V236H243ZM215 236V237H214ZM252 236V237H251ZM79 237H81L82 238V236L81 235H79ZM251 237V238H250ZM263 237V238H262ZM85 238V237H84ZM243 238V239H242ZM248 238V239H247ZM219 239V240H218ZM255 239V240H254ZM249 241V242H248ZM184 242V241H183ZM220 242H222V243H220ZM242 244H241V243ZM244 242H246L245 244H244ZM253 242V243H252ZM260 243V244H258V243ZM249 244V245H248ZM258 244V245H257ZM246 245V246H245ZM261 245V246H260ZM183 246V247H182ZM225 247V248H224ZM245 247H246V249H245ZM55 247H51V248H46L45 250H41V251H39L38 252V254H40L39 256H40V262H38V264H50V263H52L53 261H57L56 263L57 264H67L70 260H72V255H71V253H70V251H67V252H61L60 250H59V248H55ZM183 248V249H182ZM188 248V249H187ZM240 254V255H239ZM242 254V255H241ZM170 256V255H169ZM174 256H172V257H174ZM170 258V257H169ZM47 259V260H46ZM37 264V263H36Z\"/></svg>",
	"mask_w": 264,
	"mask_h": 264
}]
</instances>
